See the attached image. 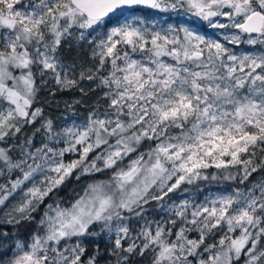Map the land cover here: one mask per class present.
I'll use <instances>...</instances> for the list:
<instances>
[{
  "label": "snow or ice",
  "instance_id": "1",
  "mask_svg": "<svg viewBox=\"0 0 264 264\" xmlns=\"http://www.w3.org/2000/svg\"><path fill=\"white\" fill-rule=\"evenodd\" d=\"M73 39L91 46L79 71L62 53ZM83 80L98 98L58 131L39 94ZM107 173L57 199L69 179ZM0 180L3 222L36 225L0 231V264H264V0H0ZM218 180L231 191L172 199Z\"/></svg>",
  "mask_w": 264,
  "mask_h": 264
},
{
  "label": "trees",
  "instance_id": "2",
  "mask_svg": "<svg viewBox=\"0 0 264 264\" xmlns=\"http://www.w3.org/2000/svg\"><path fill=\"white\" fill-rule=\"evenodd\" d=\"M145 12L151 13V16L149 17L150 20H156L160 26L167 27L169 24H171L174 27L179 28L180 25L178 24L180 20H185L184 18L187 17L185 13L181 12L179 14L177 13H159L155 12L154 10H144ZM196 26V25H195ZM199 30H201L203 33L207 32L210 35H214L213 30L209 29L206 24L200 25V27H196ZM78 35V33H77ZM234 48L235 51L238 53L244 52L248 46L247 45H240L239 48H236L235 46H230ZM62 53L65 59V62L71 63L75 61L78 68L77 71H79V66L83 65L85 68L90 66L91 62V46L88 44L83 43L82 41H78L77 39H73L70 41V43L65 44L62 48ZM49 87H51L53 90H55V96L53 97L48 92L47 88H45L40 94V102L36 105L39 107H43V117L50 119L53 121L54 125L56 126L57 130H61L66 127H70V120H82L86 121L88 113L91 109V107L94 105V102L97 100V94L95 91H92V89L95 88V85H91V83L87 80H83L80 82V85L77 88H73L70 90L60 91L57 89V86L55 84H51ZM80 88H84L85 92H81ZM87 93V94H85ZM79 101V103H77ZM41 124H38V121L35 125L27 126L25 135L32 136L33 132L36 128H39ZM23 137H21L22 139ZM45 140V136L43 132L37 133L35 137V145L39 147L41 145V142ZM63 146V141H60L59 144H57V148ZM146 150V149H141ZM135 154H133L134 156ZM75 158L72 154H67L65 156V160H69ZM209 173L215 172V169H208ZM110 173L107 174H96L94 177L85 176L82 177L79 182L75 181L73 179H69L66 182L65 186H62V188L59 190V195L57 197L58 200L61 202H64L65 206H68V202L70 199H75L77 196V193L82 192L83 188L86 186L87 183L91 182L93 179L98 180H107ZM233 183L231 181H224V180H218V181H199L198 182V189L197 186H188L185 185L184 187L188 188L189 191L186 193H180L177 192L175 194H172L173 200H178L179 198H184L187 196H192L195 194L197 197V200H202L204 196L210 195V190L215 189H223L231 191V188L233 187ZM167 199V198H166ZM53 201L51 199L47 200L46 203H52ZM149 207L148 213H153L156 211V202H153ZM43 212V206H41V209L37 213H33L34 216H36L37 220L39 219V216ZM165 213L159 212L154 215L155 219H160L162 216H164ZM152 219V217H151ZM35 223L28 224L27 222H22L20 225H13L9 223H1L0 222V231H6L9 234L19 231V234L23 236H27L34 228Z\"/></svg>",
  "mask_w": 264,
  "mask_h": 264
},
{
  "label": "rangeland",
  "instance_id": "3",
  "mask_svg": "<svg viewBox=\"0 0 264 264\" xmlns=\"http://www.w3.org/2000/svg\"><path fill=\"white\" fill-rule=\"evenodd\" d=\"M185 15H187V17L186 18H184L185 20H180L179 21V25H180V27L181 26H184V27H189V28H191L192 30H194V31H199V32H201V34H203V32L201 31V30H199L198 28H196L197 26L198 27H200V25H201V23L203 24L204 22H202V21H200V20H198L197 18H195V17H193V16H191V15H189V14H186L185 13ZM196 25V26H195ZM211 30V29H210ZM213 33H214V35H211V36H213V37H215L216 35H218V33H219V30H213ZM54 84V83H53ZM73 122H77V123H79V122H84V121H82V120H78V121H76V120H70V124H71V126H72V124H73ZM38 124H41V120H39L38 119ZM67 155V154H66ZM73 159V158H72ZM70 160V159H69ZM67 161V160H66ZM0 182H2V180H0ZM226 192H229L228 190H223V189H215V190H210L209 191V194H212V195H218V194H222V193H226ZM21 199V197L19 196V195H17L14 199H13V201H12V203L9 205V208L10 207H12L16 202H18L19 200ZM180 199H182V198H179L177 201H179ZM4 211H6V209L5 210H0V222L1 223H7V222H3V219H4ZM156 213H157V209H156V211L155 212H153V213H147L146 215H147V218L148 219H150L151 220V217L153 218L154 217V215H156ZM141 224L143 223V221H141L140 222ZM137 230H138V226H137Z\"/></svg>",
  "mask_w": 264,
  "mask_h": 264
}]
</instances>
